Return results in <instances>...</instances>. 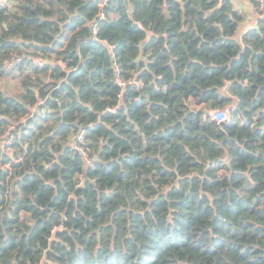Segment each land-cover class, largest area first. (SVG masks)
I'll return each instance as SVG.
<instances>
[{"label": "trees", "instance_id": "16d2710c", "mask_svg": "<svg viewBox=\"0 0 264 264\" xmlns=\"http://www.w3.org/2000/svg\"><path fill=\"white\" fill-rule=\"evenodd\" d=\"M250 3L239 35L232 0H109L100 20L97 0H0V82L20 81L0 87V264H264Z\"/></svg>", "mask_w": 264, "mask_h": 264}, {"label": "built area", "instance_id": "2783aa9c", "mask_svg": "<svg viewBox=\"0 0 264 264\" xmlns=\"http://www.w3.org/2000/svg\"><path fill=\"white\" fill-rule=\"evenodd\" d=\"M97 1H98V6L101 10L99 15H98V20L104 19L105 13L103 10H104V8H105V6L109 0H97ZM257 1L259 2V5H260L261 17L264 19V0H257ZM8 2H9V0H1V4L3 6L8 4ZM98 20H94L93 23L91 24L94 35H97ZM104 43L107 45V47L109 49L110 59L112 60L113 65H114V73L116 76L115 82L120 87H124V86H126V82L123 80V78L121 76V70H120V67L117 63L118 61H117L116 46L109 44V42L106 40L104 41ZM16 64H17L16 59L9 60L6 62L5 69L7 71L13 70L14 68H16ZM34 64H36L38 66H44L45 64H49L51 66H64L65 67V64L61 61L58 63H49V62L47 63L43 58L36 59L34 61ZM134 82L137 85L141 84V82L138 80H135ZM113 111H115V110H113ZM213 118L218 122L228 121V120H230V111L228 108L217 110L213 113ZM23 122L25 123L26 119L23 120ZM82 138H83V131L80 132L77 136V139L80 142H82ZM12 140H13V136H12L11 131H8V132L0 135V156L2 155V153H10L9 145L11 144ZM87 160H89L88 157H87Z\"/></svg>", "mask_w": 264, "mask_h": 264}, {"label": "crops", "instance_id": "0c3cea01", "mask_svg": "<svg viewBox=\"0 0 264 264\" xmlns=\"http://www.w3.org/2000/svg\"><path fill=\"white\" fill-rule=\"evenodd\" d=\"M236 5L235 8L244 14V21L241 23L239 35L244 34L246 31L252 28H257L260 21V15L255 10V7L251 5L250 0H232Z\"/></svg>", "mask_w": 264, "mask_h": 264}, {"label": "rangeland", "instance_id": "374dc122", "mask_svg": "<svg viewBox=\"0 0 264 264\" xmlns=\"http://www.w3.org/2000/svg\"><path fill=\"white\" fill-rule=\"evenodd\" d=\"M15 71V69L10 70ZM0 87L5 91L9 93H18L20 91V81L18 79H13L10 76L2 78L0 82Z\"/></svg>", "mask_w": 264, "mask_h": 264}, {"label": "water", "instance_id": "95a60500", "mask_svg": "<svg viewBox=\"0 0 264 264\" xmlns=\"http://www.w3.org/2000/svg\"><path fill=\"white\" fill-rule=\"evenodd\" d=\"M147 34H148V37H147V40L150 39V37L153 35V32L151 31H147Z\"/></svg>", "mask_w": 264, "mask_h": 264}]
</instances>
